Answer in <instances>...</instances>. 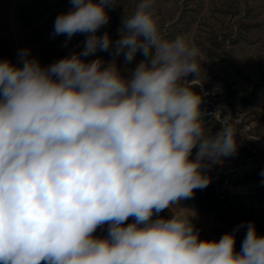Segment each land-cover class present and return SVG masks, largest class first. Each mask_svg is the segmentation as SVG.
Returning a JSON list of instances; mask_svg holds the SVG:
<instances>
[{
  "label": "clouds",
  "instance_id": "1",
  "mask_svg": "<svg viewBox=\"0 0 264 264\" xmlns=\"http://www.w3.org/2000/svg\"><path fill=\"white\" fill-rule=\"evenodd\" d=\"M70 3L53 34H87L82 51L0 60V264H264L254 223L237 252L234 232L202 240L181 205L237 150L227 119L205 126L200 49L162 35L154 0H138L115 42L97 33L116 0ZM109 49L144 59L128 78L115 59H84Z\"/></svg>",
  "mask_w": 264,
  "mask_h": 264
},
{
  "label": "rangeland",
  "instance_id": "2",
  "mask_svg": "<svg viewBox=\"0 0 264 264\" xmlns=\"http://www.w3.org/2000/svg\"><path fill=\"white\" fill-rule=\"evenodd\" d=\"M116 2L106 8L109 22L97 33L107 32L113 42L120 38L122 20L134 11L138 0ZM71 8L70 0H0V60L19 65L17 53L29 49L31 57L47 66L82 51L87 34L77 33L71 39L53 34L56 17ZM153 11L165 38L186 34L200 49V81L195 91L203 96V119L223 116L237 130V150L220 163L217 173L230 174L238 184H225L218 191L264 207V138L250 132L254 122L246 123L250 116L241 111V105L237 104L238 111L234 112L228 102L231 93L250 92L256 85L264 84V0H154ZM97 58L105 64L115 59L126 78L144 59L138 52L133 61L126 62L124 55L116 57L113 49L84 59ZM181 205L193 217L202 240L219 241L221 232L233 231L218 223L212 213L182 202ZM159 215L168 218L170 211L165 209ZM131 222L129 218L125 224ZM238 233L246 235L243 230ZM96 235L106 236L107 226L98 228Z\"/></svg>",
  "mask_w": 264,
  "mask_h": 264
},
{
  "label": "trees",
  "instance_id": "3",
  "mask_svg": "<svg viewBox=\"0 0 264 264\" xmlns=\"http://www.w3.org/2000/svg\"><path fill=\"white\" fill-rule=\"evenodd\" d=\"M228 102L234 112L238 111L236 105H241V111L250 116L249 121L247 120L246 123L254 122L250 132L264 138V84L256 85L250 92L231 93ZM224 121L223 116L214 117L209 115L204 118L205 126L211 134L220 131L221 124ZM228 122L230 123V121ZM196 151L197 149L193 150V156H195ZM231 156L223 157L219 162L205 168L204 172L210 177L211 182L206 188L196 189L192 198L181 202L193 208H202L212 213L218 223L231 227L233 231L221 232L220 235L234 232L236 237L235 250L239 252L245 236L238 232L240 230L247 231L248 223L255 224L257 233H264V207L253 201H244L237 195L229 198L218 191L225 184H238L230 174L217 173L220 163L230 159ZM238 226L241 227L236 230Z\"/></svg>",
  "mask_w": 264,
  "mask_h": 264
}]
</instances>
